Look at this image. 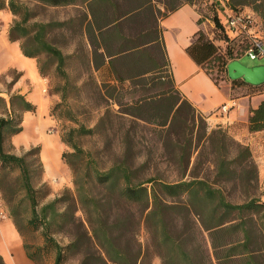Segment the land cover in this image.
Instances as JSON below:
<instances>
[{"label": "trees", "instance_id": "obj_1", "mask_svg": "<svg viewBox=\"0 0 264 264\" xmlns=\"http://www.w3.org/2000/svg\"><path fill=\"white\" fill-rule=\"evenodd\" d=\"M154 1L162 2L165 11L155 8ZM197 1L0 0V9L7 7L13 14L9 40L18 41L22 53L36 59L42 76L53 67L68 81L66 64L76 59L79 95L90 89L105 98L106 104L118 105L112 116L122 129L123 117L132 120L119 136L118 149L113 148L106 132L111 112L107 118L99 117L92 127L76 129L105 138L101 152L110 155V162L102 167L98 154L84 151L61 135L73 150L62 153V159L72 172L74 188L66 187L38 210L25 156L37 154L42 174L40 147H31L24 156L3 148L5 135L11 137L22 130V113L36 107L20 93L8 94L7 101L0 96V166L16 165L23 172L33 205L29 223L43 226L47 244L55 248L53 264H62L66 251L78 255L79 264H154L153 256L160 264H264V202L258 195L257 165L251 150L223 127L209 128L203 116L179 95L160 48L159 18L184 3L199 8ZM207 2L212 12L207 18L214 24L215 36L244 41L243 55L249 38L230 35L223 7L213 0ZM226 4L235 11L250 4L257 11L264 10V0H227ZM50 10H55V17ZM58 37L63 39L61 44ZM64 40H71V45L64 46ZM186 51L215 82L213 68L227 76V64L241 57L235 56L231 47L222 52L202 29ZM41 55L46 57L43 62L38 60ZM127 85L142 90L151 87L157 93L135 98L123 109L129 104L123 93ZM231 86L256 88L241 79L231 81ZM103 87L109 88L105 95ZM145 124L160 128L159 162L172 165V180L159 171L152 154L143 157L136 150V129ZM248 128L264 129V100L250 109ZM74 130H69L71 137ZM235 190L242 193L239 199L230 196ZM142 223L149 233L146 246L138 238ZM51 228L66 233L68 245L60 246L49 235ZM29 256L35 260L31 253ZM0 264H4L1 255Z\"/></svg>", "mask_w": 264, "mask_h": 264}, {"label": "crops", "instance_id": "obj_2", "mask_svg": "<svg viewBox=\"0 0 264 264\" xmlns=\"http://www.w3.org/2000/svg\"><path fill=\"white\" fill-rule=\"evenodd\" d=\"M154 7L161 12L165 11L162 2H155ZM244 9L255 17L258 25L255 29H258V33H264V10L257 11L251 4L244 6ZM12 21L13 14L10 10L7 7L1 8L0 96L7 101L8 94L20 93L36 108L33 112L22 113V130L11 135V144L27 143L29 148L38 144L43 181L52 185L55 181L65 180L63 183L69 186L66 180L70 178V171L62 159L65 143L57 133H42L45 130L44 115L47 110L43 95L45 80L39 72L36 59L24 55L18 41L9 40L8 30ZM209 21L196 4H182L159 18L160 48L165 53V60L179 95L205 117L209 126L223 127L232 138L250 148L257 165L259 198L264 202V129L250 131L248 128L249 111L264 100V91L251 93L245 89L244 92L234 93L230 81L215 82L190 57L186 51L187 46L199 29L206 31ZM155 54L159 58L160 53L155 51ZM13 77L16 79L11 84ZM224 103L230 105L227 112L217 113V109ZM26 244L25 237L9 212L0 208V255L4 264H38L29 256Z\"/></svg>", "mask_w": 264, "mask_h": 264}, {"label": "rangeland", "instance_id": "obj_3", "mask_svg": "<svg viewBox=\"0 0 264 264\" xmlns=\"http://www.w3.org/2000/svg\"><path fill=\"white\" fill-rule=\"evenodd\" d=\"M196 3L199 5V8L202 9L201 12L205 16L210 17V15H212L211 6H209L207 0H200ZM49 13L53 17L56 16L55 10H50ZM60 15H62L61 12ZM207 25L208 26L206 27L205 31L206 34L214 41V43L220 48L222 52H224L227 47H231L233 50V54L237 57H240L241 51L244 48V41L240 42V39L225 41L223 38L215 36V33L213 32L214 24L211 20L207 23ZM57 40V42L61 44V40L63 39L61 37H58ZM54 41H56V37ZM70 42L72 41L64 40V46L66 43L69 44ZM69 50H71V48ZM45 59V55H41L38 60L43 62ZM239 60L248 66L264 63V60L258 58L252 59L246 54L241 55ZM65 69L68 73V81L61 78L60 74L53 70V67L50 68L51 72L49 74L42 76L46 83L43 95L46 99L47 108L44 115V118L46 120L43 130H45L42 131V133L44 134L45 132H54L59 134L60 136L62 135V137L65 139H72L73 142H75L84 151L89 150L94 155L98 154L100 157V159H98L99 165L101 167L106 166L110 162V155L103 154L101 152L103 146L105 145V138L97 134L79 133V131H77L76 129H78L81 125H84L86 128L92 127L95 125L99 117L103 116L104 118H107V114L111 112L110 117L112 118V120H108V122H106V132L113 148L118 149L120 146V143L118 142L119 136L121 135L122 137L129 124H132V120L129 117H123L122 122L124 128L122 129L120 123L117 122L116 118L112 116L118 109V105L106 104L104 100L105 98H99L97 93L91 91L90 89L87 90L85 94L79 95L76 87V85H78L77 81L79 64L76 59H70L66 64ZM211 74L215 79H217V82H219L220 80H227L230 82L233 81L230 80L225 74H217L215 68L212 69ZM254 87L256 88L235 86L234 93L244 92L245 89L251 93L264 91V85ZM108 90L109 88L103 87V94L105 95L106 93H108ZM123 93L125 94L124 101H129V104L123 106V109H127L130 107L132 103L131 101L133 99L140 96L154 95L157 93V90L151 87L147 88L146 90H142L139 87H131L127 85L123 90ZM170 95H172V93ZM156 99L158 98H155L154 100ZM151 117H153V115H151ZM203 118L207 122L205 117ZM140 126H138L136 129L138 133V144L136 150H140V153H142L143 157H147L149 156V154H152L153 159H155V161H158L157 167L159 171L168 180H172L175 175L172 165L166 162H159L160 159L158 155L161 152L159 142L160 128L155 124H145L143 126ZM208 127L214 128L215 126H209L208 124ZM73 128L75 130L72 134L73 137H71L69 135V130ZM164 133L165 132H163V134ZM35 146H38V144L32 145L31 147ZM65 146L66 147L63 153L68 154L73 151L69 145L65 144ZM3 148L5 151L17 156H24L30 149L27 143L12 145L9 135H5L3 139ZM72 160L75 165L79 166V162H77V159H74V157H72ZM25 162L29 169V180L32 187L31 194H33V198L35 199L36 209L39 210L43 204L51 201L66 187L70 189L74 188L72 182V172L68 165L67 166L70 171V178L66 181L69 182V186H66L63 183L65 182V180H60L58 182L55 181L51 185L46 181H43L41 168L37 160L36 153L32 152L30 154H26ZM24 183L25 177L23 176V172H21L18 166H0V208L6 210L11 216H13L14 220L17 222L19 229L21 230V233L25 237L29 253L33 255L37 263L53 264L55 248L53 244H47L46 238L43 234V226H41V224H38V222L36 223L37 226L36 224L34 225L29 223L33 205L31 203V198L26 192ZM241 194L242 193L240 191L235 190L232 191L230 196L233 199H239L241 197ZM49 235L60 246H66L70 241V237L66 233L58 232L55 228L50 229ZM138 238L144 246L149 244V233L144 223H142L139 228ZM38 248H41V250H38ZM152 260L154 264H160V260L156 256H153ZM62 264H79V256L72 253H67L66 251Z\"/></svg>", "mask_w": 264, "mask_h": 264}, {"label": "built area", "instance_id": "obj_4", "mask_svg": "<svg viewBox=\"0 0 264 264\" xmlns=\"http://www.w3.org/2000/svg\"><path fill=\"white\" fill-rule=\"evenodd\" d=\"M213 1L221 5L227 13L224 20L227 32L233 36L246 35L249 38L250 45L245 49L244 54L252 59L258 58L264 60V33L259 34L258 29H255L257 23L252 13L245 9L238 11L231 9L226 4L227 0ZM229 107L230 105L224 103L216 112L219 114L226 113Z\"/></svg>", "mask_w": 264, "mask_h": 264}, {"label": "water", "instance_id": "obj_5", "mask_svg": "<svg viewBox=\"0 0 264 264\" xmlns=\"http://www.w3.org/2000/svg\"><path fill=\"white\" fill-rule=\"evenodd\" d=\"M226 70L230 80L241 79L252 86L264 85V63L248 66L234 59L227 64Z\"/></svg>", "mask_w": 264, "mask_h": 264}]
</instances>
